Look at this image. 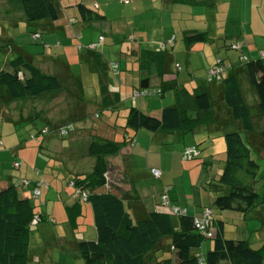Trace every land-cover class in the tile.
Returning a JSON list of instances; mask_svg holds the SVG:
<instances>
[{
  "label": "crops",
  "instance_id": "0c3cea01",
  "mask_svg": "<svg viewBox=\"0 0 264 264\" xmlns=\"http://www.w3.org/2000/svg\"><path fill=\"white\" fill-rule=\"evenodd\" d=\"M55 3L56 19L32 23L25 21L22 8L15 1L1 0L0 3L3 27L0 35L18 50L15 52L12 48V54H22L41 72L58 77L63 86L60 92L65 94V99L68 95L74 101H64L61 96V103L51 102L48 107L51 112L46 115L44 110L33 107L32 117L47 121L30 133V138L35 136L33 141L39 140L34 162L16 148L12 163L20 159L19 164H11L12 170L3 166L0 171V189L15 185L18 195L29 198L36 207L34 212L43 217L24 240V264H83L77 243L94 239L96 232L90 201L76 192L72 179L92 171L94 157L88 153L92 135L126 141L116 154L106 157L108 181L136 220L153 210L169 212L173 206L197 217L203 207L211 206V188L208 191L204 188L212 179L218 184L217 178L225 165L223 134L226 132L241 131L253 158L258 164L259 160L264 161L261 135L264 116L257 109L258 96L242 67L237 66L239 52L228 47L231 42L239 43L241 51L253 59L260 57L258 51L264 53V0H235L238 7L233 19L236 21H232L231 27L232 0H55ZM78 3L94 9L101 18L84 19ZM259 3L263 4L258 9ZM34 32L40 33L38 40L33 39ZM192 32H204L207 39L188 44L184 38ZM18 33L23 34V41L32 43L29 48L16 47ZM99 36H103L101 44L96 50L89 49L87 45L96 43ZM217 57L237 65L223 71L222 79L208 82L207 69ZM110 62L118 63L117 75L110 71ZM232 74L237 75L243 103L248 109L247 121L251 128L247 130L243 129L245 120L235 119L224 101L223 79ZM145 86L159 87L162 94L133 101V89ZM196 89L207 93L210 108L191 129L151 131L125 126L131 106L159 116L164 107L179 105L182 109L189 107L185 114L193 116V102L187 94H193ZM0 90L5 101H12L13 104L8 103L11 110H18L25 103L24 99L8 98L6 91ZM58 93L43 95L47 101ZM63 102L62 112L67 118L58 119L62 116L59 111L52 112ZM77 120L83 123L79 130L75 129ZM67 123L70 125L62 128ZM46 125L54 129L42 133ZM132 137L134 141L130 142ZM206 141L210 150L203 147ZM191 145L198 148V160L182 164V149ZM151 169L159 170L160 177H153ZM185 170L189 185L181 179ZM259 172L260 165L254 181L256 187L264 175ZM35 182L40 183L38 201L32 196ZM166 186L170 187L168 206L160 202ZM187 187L198 193L186 196ZM212 210V224L221 225L224 237L231 230L229 237L247 240L264 253V192L247 212L227 210L229 213H216L220 217L217 218L214 207ZM172 217L176 223L177 217L173 214ZM212 243V240L202 243L201 251L205 253ZM169 253V239L163 237L151 259ZM67 254L74 262L68 260Z\"/></svg>",
  "mask_w": 264,
  "mask_h": 264
},
{
  "label": "trees",
  "instance_id": "16d2710c",
  "mask_svg": "<svg viewBox=\"0 0 264 264\" xmlns=\"http://www.w3.org/2000/svg\"><path fill=\"white\" fill-rule=\"evenodd\" d=\"M13 1L21 6L27 23L57 18L55 0ZM77 8L84 19L101 18L94 9L86 5L78 3ZM32 37L34 40H38L40 33L34 32ZM184 39L189 44L205 41L207 36L204 32H192L187 34ZM169 42L172 45L173 41ZM235 43L231 42L228 47L239 52L238 65H236L242 67L254 87L258 96L257 109L264 116L263 58H248L240 47L232 48ZM89 45L87 46L91 50H96L99 46L91 48ZM109 64L110 71L117 75L118 63L110 62ZM113 64H116V68L113 67ZM214 65L219 66L221 70L219 74L210 76L208 70ZM236 65L217 57L214 64L207 69L205 78L207 77L208 82L218 77L222 79V72L232 69ZM0 88H5L7 97L15 100L27 97L35 98L43 94L54 95L60 92L63 86L58 77L41 72L22 54L16 53L12 54L8 60L6 57L0 66ZM157 90L158 92H156ZM134 91L139 93L146 91V93L133 96ZM179 92H177L178 97ZM160 94H162L161 88L145 86L133 89L131 98L134 101L139 97ZM185 94L187 93L185 92ZM187 95L193 102L191 106V110L195 112L193 116L185 114V110L189 107L182 109L179 105L164 107L159 116L147 114L138 107L131 106L125 117V126L133 129L145 128L151 131L191 129L194 124L202 120L204 114H207L210 101L207 93L203 90L196 89L193 94ZM223 95L226 106L232 110L233 117L245 120L243 129H250L251 124L247 121L248 109L243 103L236 74L223 79ZM44 123L47 124V121ZM69 125L70 123L64 124L62 128H67ZM43 128L46 131L54 129L50 125ZM261 135L264 137V128ZM34 138L35 136L31 137V139ZM223 138L225 165L217 179L218 184L210 183L209 186L215 192L212 207H203L201 215L197 217L187 214L184 210L174 213L169 207V212L153 210L146 217L136 220L126 209L120 195L110 188L111 184L108 181L106 157L116 154L126 141H115L92 135L88 145V153L94 157L92 171L89 174L76 175L72 179L75 187H79L86 199L90 201L96 232L94 239L80 240L77 243L83 264H220L221 262L264 264L262 249L253 248L247 240L224 237L221 225H216L215 230H211L213 207L217 210L247 212L261 198V193L254 185L259 164L253 158L251 148L241 131L226 132L223 134ZM129 141L133 142L134 138H130ZM186 147L188 146H185L181 152L182 160H185L183 151ZM195 147L197 148V146ZM194 158L196 157L191 159ZM153 177L155 176L153 175ZM159 177L160 175L155 178ZM36 184L35 182L34 186ZM169 189L170 187L166 186L162 195L165 194L167 197ZM162 195L160 197L161 204L168 206V197L166 205L162 200ZM205 209L210 210L208 216L210 223L205 229L199 230L195 221L202 217ZM180 211L182 210L180 209ZM172 214L177 217L176 223L173 221ZM35 215L40 216L41 221L43 220L40 214L34 212V206L30 199L18 195L15 185L0 189V264H24V240L31 228L41 222L31 224ZM163 237L169 239L170 253L165 254L166 256L162 258L151 259V254L156 251V246ZM206 239L212 240L213 243L212 247L203 253L200 247Z\"/></svg>",
  "mask_w": 264,
  "mask_h": 264
},
{
  "label": "rangeland",
  "instance_id": "374dc122",
  "mask_svg": "<svg viewBox=\"0 0 264 264\" xmlns=\"http://www.w3.org/2000/svg\"><path fill=\"white\" fill-rule=\"evenodd\" d=\"M237 1H239V0H237ZM251 1H253V0H251ZM0 3H1V0H0ZM261 4H263V3H259L258 9L260 8ZM232 7L233 8L230 9V14L232 15V17H230L229 27H231L232 21L235 20V19H233V17L235 15V13L237 12L235 10V8H237L238 6L236 5L235 0H232ZM2 28L3 27L0 25V31L2 30ZM21 31H22V28H21ZM1 33H2V31H1ZM22 38H23V34L18 33L16 36L17 41L15 42V44H17L16 47L18 48V46H19L23 50L29 48L30 44H32V43H30L28 41L25 42V41H23ZM11 44L12 43L8 39H6V37L0 35V66H2L3 60L6 57L10 58L12 56V48L15 52L18 51V50H16V48L12 47ZM19 44H22V45H19ZM9 48H10V50H9ZM230 51H232V50H230ZM234 53H236V52H234ZM258 54L260 57H262L264 59V53H261L260 51H258ZM0 89H4V91H6L5 88H0ZM64 95L65 94L60 92V93H58V95L54 96V98L51 97L47 101H46L45 95H41V96H38L35 98L27 97L24 99L25 103L22 104V106L18 107V110H11L12 107L10 105L8 106V103L13 104L12 101H5L3 94H2V90H0V171H1L3 166L5 168H7L8 170H12L11 164H13L12 159L14 158L13 154H14V151H16V148H17V151H19L21 154H24V156L26 158H28L30 160V162H34V158H36V156H37L36 151H38V149H39L38 148L39 140L33 141L30 138V133L34 130V128H36V127L40 128V127L44 126L45 121L41 118L40 119L33 118L32 117L33 115H31V113H32L31 109L36 106V109L44 110L43 113L45 115L50 114L51 111L48 110V107H50V103L54 102V100H57L61 103V96L64 97ZM70 99H69L68 95L66 96V99L64 97V101H69L70 103H74V101L73 100L70 101ZM63 105H64V102L61 106H60V104H57L54 107V111L52 112V113H54V112L57 113L59 111L58 113L61 114L62 116L57 117L58 119L60 117H62V119L67 118V115L64 112H62V110H64V109H62L64 107ZM33 122H34V124H32ZM81 122H82L81 120H77L74 122L75 123V129L77 128L79 130L80 126H83V123L81 124ZM255 122H256V119H255ZM61 123H59V124H61ZM256 123L260 124L259 121H257ZM69 133H70V131H69ZM70 137H71V134L68 136H65V139H68ZM209 145H210L209 142L206 141L205 144H203V147H205L206 150H210L211 147H209ZM205 148H204V150H205ZM219 156H221V155L219 154L218 157ZM222 156H224V153L222 154ZM19 160L20 159H18V162H19ZM196 160H198V159L194 158L192 160H181V163L187 164V163H192ZM259 165H260V172L259 173H264V161L259 160ZM175 166H178V163H176ZM177 168L180 171V167H177ZM13 169L17 170V167H13ZM175 171H176V168H175ZM184 173L185 174L181 179L185 184L189 185V181H188L189 177L187 174V170H185ZM260 180H261L260 182L258 180L256 188H257L258 192L261 193V192H264V185H263L264 175L260 178ZM210 183L215 184L213 179L209 180L206 183V187L204 188L205 191H208V187L210 186ZM185 193H186V196L191 197L192 195L198 193V191L195 189L193 191V190H191V188L187 187L185 189ZM211 193H212L211 195L214 197L215 192L213 190H211ZM36 199L38 201V198H36ZM34 209L36 210V207ZM226 211L227 210H221L220 211V210L214 209V216L217 218H220L219 216L216 215V213L217 214L219 212L229 213ZM230 229H233V226H230ZM211 230H213V231L215 230V224L213 225V227L211 226ZM230 231L231 230H229V232L225 233L226 238H231V237H229L231 234ZM232 236H234V235L232 234ZM206 241H209V240L206 239L202 243H204ZM204 250H205V248H204ZM62 258H65V255H62ZM67 258L69 261L74 262V259L70 254H67Z\"/></svg>",
  "mask_w": 264,
  "mask_h": 264
},
{
  "label": "built area",
  "instance_id": "2783aa9c",
  "mask_svg": "<svg viewBox=\"0 0 264 264\" xmlns=\"http://www.w3.org/2000/svg\"><path fill=\"white\" fill-rule=\"evenodd\" d=\"M102 39H103V37L99 36L98 37V41L96 43L90 44L89 46L91 48L97 47L101 43ZM239 47H240V45L238 43H235L234 45H232V48H239ZM113 67L116 68V64H113ZM220 70H221V68L219 66L214 65L213 67H211L208 70V74L210 76L211 75H217V74H219ZM156 92H158V90ZM144 93H146V91H144L142 93H139L138 91H134L133 92V96H137V95L144 94ZM149 93H151V92H149ZM62 131H65V130L62 129ZM41 132L45 133L46 129H43ZM198 153H199V151H198V149L195 146H188L183 151V159H185V160L191 159L192 157L198 156ZM18 164H19L18 162H14L13 163L14 166H17ZM151 171H152V174L155 177H158L160 175V171L157 170V169H152ZM23 183L26 184V183H28V181L27 180H23ZM39 185H40V183H37L36 186H34L33 189H32V196L34 198L39 196V193H40L39 188H38ZM76 192L81 194L82 198L86 199V196L81 192L79 187H76ZM162 196H163L162 200H163L164 204L167 205V197L165 196V194L162 195ZM170 209L174 213L183 212V211H180V209L178 207H175V206L171 207ZM209 214H210V210L209 209H205L202 217L196 219L195 222H196V225L199 228V230H203L209 225V223H210V219L208 218ZM39 221H41L40 216L35 215L32 218L31 224H36ZM205 233H207V235H209V233L207 231H205Z\"/></svg>",
  "mask_w": 264,
  "mask_h": 264
},
{
  "label": "bare ground",
  "instance_id": "6f19581e",
  "mask_svg": "<svg viewBox=\"0 0 264 264\" xmlns=\"http://www.w3.org/2000/svg\"><path fill=\"white\" fill-rule=\"evenodd\" d=\"M207 78V77H206ZM134 107V106H133ZM199 154V153H198ZM197 157V156H196ZM190 160H192V159H190ZM217 179H219V178H217Z\"/></svg>",
  "mask_w": 264,
  "mask_h": 264
}]
</instances>
